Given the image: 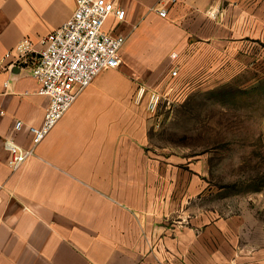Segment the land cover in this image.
<instances>
[{
  "label": "crops",
  "instance_id": "obj_1",
  "mask_svg": "<svg viewBox=\"0 0 264 264\" xmlns=\"http://www.w3.org/2000/svg\"><path fill=\"white\" fill-rule=\"evenodd\" d=\"M117 6L125 19L111 15L105 30L126 37L120 67L100 73L14 171L4 141L29 147L30 134L14 132V125H40L49 99L39 93L32 59L20 67L5 55L21 41L39 50L71 17L76 0H0V264L202 261L197 247L202 252L204 231L211 235L215 225L200 229L184 210L181 221L169 219L171 180L159 177V160L148 149L145 95L168 82L171 64L185 68L190 50L228 53L230 69L258 66L264 0H118ZM163 7L166 17L158 12Z\"/></svg>",
  "mask_w": 264,
  "mask_h": 264
},
{
  "label": "rangeland",
  "instance_id": "obj_2",
  "mask_svg": "<svg viewBox=\"0 0 264 264\" xmlns=\"http://www.w3.org/2000/svg\"><path fill=\"white\" fill-rule=\"evenodd\" d=\"M207 50L170 65L154 112L145 95L148 149L171 180L169 219L184 210L200 229L215 225L198 264H264V60L235 70L228 53Z\"/></svg>",
  "mask_w": 264,
  "mask_h": 264
},
{
  "label": "built area",
  "instance_id": "obj_3",
  "mask_svg": "<svg viewBox=\"0 0 264 264\" xmlns=\"http://www.w3.org/2000/svg\"><path fill=\"white\" fill-rule=\"evenodd\" d=\"M117 1L76 0V9L71 17L41 40L39 50L21 41L15 50L6 53L5 59H12L11 64L20 67L27 66L32 59L31 72L39 82V93L49 99L40 125H26L20 120L14 125V132L25 130L30 134L29 147L22 146L14 138L4 141L9 153V166L14 171L20 170L35 155L36 147L100 73L120 67V51L126 37L105 30L111 15L118 20L125 19L126 11L117 6ZM158 12L163 17L167 16L164 7ZM171 58L177 60L178 54H172ZM172 75L177 76L178 69H173ZM144 92L145 89L141 88L140 93L143 95ZM160 101V93L152 91L148 109L154 112Z\"/></svg>",
  "mask_w": 264,
  "mask_h": 264
}]
</instances>
